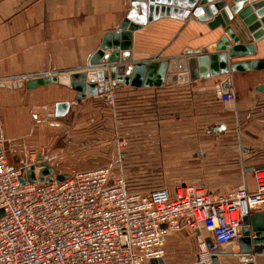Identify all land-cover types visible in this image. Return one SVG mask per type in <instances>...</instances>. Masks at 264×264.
<instances>
[{
	"label": "crops",
	"instance_id": "obj_1",
	"mask_svg": "<svg viewBox=\"0 0 264 264\" xmlns=\"http://www.w3.org/2000/svg\"><path fill=\"white\" fill-rule=\"evenodd\" d=\"M231 3L229 0V5ZM130 7L131 0H0V81H26L28 75L87 66L104 34L120 25ZM223 34L221 27L211 30L205 22L193 17L189 20L159 18L132 31V59L173 56L186 47L196 49L202 45L214 51L215 41ZM243 35L246 42L252 41L247 31ZM253 42L255 52L251 57L231 60L264 58V35ZM225 77L210 76L163 87L121 86L104 95H86L68 111L85 108L93 100L110 107L108 104L121 93L127 103L135 97L143 102L138 106L140 117L153 109L155 124L163 125L176 124L180 113L187 118L195 116V108L200 106L203 116L208 117L204 129L222 122L225 130L216 135L204 130L206 137L193 141L172 136L159 140L165 142L163 146L193 145L183 150L189 153L182 160L172 155L177 154L173 148L164 150L165 156L159 153L162 159L169 161L167 172H173L175 161H187L195 167L194 177H204L203 185L213 194L226 193L241 185L253 189V169L264 166V69L232 72L230 88L235 93V100L229 102L220 101L217 96V86ZM75 94L74 90L58 83L33 89L0 87V149L8 151L10 141L18 140L25 136L24 133L30 134L25 113L32 106H45L48 101L52 105L58 101H71ZM147 98L153 99V106L146 105ZM126 105L125 110H129L130 104ZM58 118L66 119V115ZM226 159L234 166L226 165ZM225 170H232L236 177L234 182L224 184L210 180L227 177L230 173L223 174ZM258 213H263L264 217V207L254 209L250 215ZM175 240L172 238V242ZM238 253L236 243L231 250L218 253V263L245 264L239 260ZM186 255L185 264L197 261V253H192L190 258ZM169 263L170 259L165 257L162 264ZM253 264H264V251L253 254Z\"/></svg>",
	"mask_w": 264,
	"mask_h": 264
},
{
	"label": "built area",
	"instance_id": "obj_2",
	"mask_svg": "<svg viewBox=\"0 0 264 264\" xmlns=\"http://www.w3.org/2000/svg\"><path fill=\"white\" fill-rule=\"evenodd\" d=\"M217 96L235 100L230 87ZM40 155L12 165L0 149V264H149L166 257L169 235L181 231L195 234L196 258L208 261L234 246L244 219L264 207V166L253 169V189L213 194L179 183L143 193L110 165L62 170ZM42 161L66 178L22 184L27 165L38 179Z\"/></svg>",
	"mask_w": 264,
	"mask_h": 264
},
{
	"label": "water",
	"instance_id": "obj_3",
	"mask_svg": "<svg viewBox=\"0 0 264 264\" xmlns=\"http://www.w3.org/2000/svg\"><path fill=\"white\" fill-rule=\"evenodd\" d=\"M131 0L128 15L113 31L104 34L99 48L85 67L50 71L28 75L26 81H0V87L33 89L49 83L64 85L76 92L71 101L55 103V113L63 116L71 105L86 95H104L110 89L121 86L163 87L185 84L210 76L226 75L217 90L226 93L231 85L229 75L236 71L264 69V58H250L232 61L231 58L251 57L255 52L253 41L264 35V0ZM163 17L179 20L195 18L205 22L211 30L221 27L224 34L214 43V51L207 45L199 48H184L178 55L148 59H132V31L146 23ZM244 31L252 39L246 42ZM108 95V99H110ZM222 122L207 125L205 131L212 135L223 134ZM38 159L41 155L37 156ZM35 175L34 166H27V173L20 182L49 181L55 177L62 181L67 174L55 172L46 161L40 163ZM46 176V179H45ZM1 214V210H0ZM209 245V240L206 239ZM239 260L253 264V254L264 251L263 213L249 215L244 219L242 236L238 239ZM162 259H151L149 264H162ZM192 264H219L217 254L208 261L199 259Z\"/></svg>",
	"mask_w": 264,
	"mask_h": 264
},
{
	"label": "rangeland",
	"instance_id": "obj_4",
	"mask_svg": "<svg viewBox=\"0 0 264 264\" xmlns=\"http://www.w3.org/2000/svg\"><path fill=\"white\" fill-rule=\"evenodd\" d=\"M113 100V103L108 104L110 107L93 100L85 108H70L72 110L65 113L66 119L52 115L55 113V103L52 105L48 101L49 106H32L25 113L30 134L24 133L25 136L10 141L8 151L4 150L6 157L12 165H25L27 154L35 151L49 157L51 164L62 170L110 165L125 174L129 189L143 193L159 187L170 188L179 183L203 185L204 177H194L196 170L189 162L175 161L177 164L171 166L173 172L168 173L169 161L161 157L164 150L173 148L177 154L172 155L182 160L189 153L183 150L193 145L163 146L165 142L159 141L171 136L192 141L206 137L204 127L208 117L203 116L205 114L200 106L195 108L197 114L193 117L190 115L187 118L184 113H180L176 124L157 125L153 113L155 110L147 111L143 117L145 119L138 115V106L143 104L138 98L127 103L120 93ZM146 102V105H154L152 98H147ZM126 104H130L129 110H125ZM159 144L161 146H157ZM225 163L234 166L229 164V159ZM231 171H223V174L230 173L227 177L209 179L232 183L236 177ZM174 237L176 240L172 242ZM194 239L193 232L171 233L167 240L166 255L170 259L169 264H185L184 255L190 258L192 253H197Z\"/></svg>",
	"mask_w": 264,
	"mask_h": 264
},
{
	"label": "bare ground",
	"instance_id": "obj_5",
	"mask_svg": "<svg viewBox=\"0 0 264 264\" xmlns=\"http://www.w3.org/2000/svg\"><path fill=\"white\" fill-rule=\"evenodd\" d=\"M233 247H234V246L232 245L231 247L228 248V250H231ZM204 253H205V252H203L202 257H205V256H204Z\"/></svg>",
	"mask_w": 264,
	"mask_h": 264
}]
</instances>
